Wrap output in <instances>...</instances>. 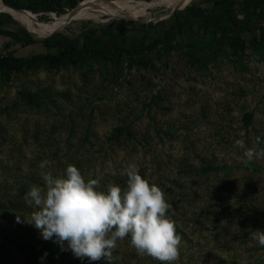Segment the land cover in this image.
Listing matches in <instances>:
<instances>
[{
	"label": "rangeland",
	"instance_id": "374dc122",
	"mask_svg": "<svg viewBox=\"0 0 264 264\" xmlns=\"http://www.w3.org/2000/svg\"><path fill=\"white\" fill-rule=\"evenodd\" d=\"M152 1L84 0L63 15L80 11L92 18L68 19L51 29L63 15L45 19L0 0L5 7L0 13L12 11L24 23L12 14L14 23L0 22V55L12 51L15 58H27L67 45L79 50L138 48L161 38L176 13L188 7L210 11L215 0H184L176 8L171 5L178 0H163L130 9ZM122 21L129 22L122 26ZM85 25L99 31L80 37ZM188 39L185 35L181 50L160 60L152 52L154 67L128 70L123 62L95 65L90 73L35 70L0 83V202L11 200L12 210L3 217L13 230L17 217L24 226L15 232V243L0 241V264H89L43 240L23 222L38 210L26 193L34 185L44 186V173L62 176L68 165L77 167L85 180L99 179L100 191L106 192L109 184L124 188L130 165L158 186L172 206L168 215L181 237L174 264H264V247L248 239L250 231L264 232V58L251 49L236 56L229 47L211 54L194 46L191 60L183 45ZM21 93H38L39 105H27ZM248 113L253 119L245 128ZM122 124L130 126L133 141L111 144L107 138ZM237 140L245 147H238ZM248 148L257 155L246 164ZM45 160L50 164L41 168ZM207 165L219 170L195 172ZM25 230L31 233L22 243ZM112 264L161 262L139 255L126 237L117 240Z\"/></svg>",
	"mask_w": 264,
	"mask_h": 264
},
{
	"label": "clouds",
	"instance_id": "9594fccd",
	"mask_svg": "<svg viewBox=\"0 0 264 264\" xmlns=\"http://www.w3.org/2000/svg\"><path fill=\"white\" fill-rule=\"evenodd\" d=\"M235 143L245 147L241 140ZM243 155L247 164L257 152L248 148ZM49 164L45 160L40 167ZM125 174L124 188L109 184L105 192L98 190L99 179L85 180L73 165H68L62 176L46 172L42 176L44 186L34 185L26 193V199L38 210L23 222L38 230L43 240H52L61 251L70 250L75 258L87 259L89 264H112L117 240L126 237L139 255L174 264L179 259L181 237L168 215L172 206L166 202L165 193L143 179L135 165ZM21 222L17 217L16 223ZM248 239L264 247V232L250 231Z\"/></svg>",
	"mask_w": 264,
	"mask_h": 264
},
{
	"label": "trees",
	"instance_id": "16d2710c",
	"mask_svg": "<svg viewBox=\"0 0 264 264\" xmlns=\"http://www.w3.org/2000/svg\"><path fill=\"white\" fill-rule=\"evenodd\" d=\"M82 1L84 0H3L7 6L27 10L34 14L41 13L45 19L52 13L55 14L54 17H59L72 10ZM138 1L148 2L151 0ZM0 22L14 23V20L8 14L0 13ZM128 22L122 21L121 25L124 26ZM195 28H197L196 33ZM201 30L205 32L201 37L204 41L200 42L198 36ZM256 30L259 31L258 35L254 33ZM98 31L99 27L96 25L89 27L85 25L80 32V37L92 36ZM245 34H250L249 40H246ZM185 35L189 38L183 44L188 46L185 55L191 60H195L194 46L202 51L208 50L211 54L215 49L218 53H224L226 47H229L233 49L232 54L236 56L251 49L264 58V0H215L210 11L188 7L180 13H176L174 23L165 29L161 38L138 48H84L79 50L67 45L58 48L53 53H41L27 58H15L12 51H8L0 55V83L10 81L13 74H26L35 70L84 69V72L90 73L95 65H101L105 68L109 64L121 66L123 62H125V68L128 70L133 67H154L150 54L155 51L157 59L160 60L162 57L171 55L174 51L181 50V41ZM42 44L47 48L54 47L53 44L46 41H42ZM19 97L29 106L37 107L39 105L40 96L38 93H21ZM252 119L253 113L244 115L245 128L251 125ZM123 139L127 141L134 139L130 126L126 124L115 127L107 141L111 144H119ZM87 141L88 136L82 140L80 148ZM218 170L219 168L207 165L195 170V172L206 174ZM10 210H12L11 200L5 203L0 202V241L15 243V232L18 229L22 230L24 226L20 227L17 223L15 230H13L9 219L3 217ZM30 233L31 230L23 232L20 236L22 243H25V238Z\"/></svg>",
	"mask_w": 264,
	"mask_h": 264
},
{
	"label": "bare ground",
	"instance_id": "6f19581e",
	"mask_svg": "<svg viewBox=\"0 0 264 264\" xmlns=\"http://www.w3.org/2000/svg\"><path fill=\"white\" fill-rule=\"evenodd\" d=\"M161 1L163 0H153L151 3H135L134 6L130 7V9H140V8H145L147 6H154L153 4H158V3H161ZM184 0H178L174 5H171V7L173 8H176L178 7ZM123 5V4H122ZM161 5V4H160ZM121 6V5H120ZM129 7V6H128ZM167 7V6H166ZM5 8L4 6H0V9H3ZM10 14H12V16H14V18H17L16 15L12 12V11H9ZM81 18H92L91 15H89L88 13L86 12H80V11H76V12H72V13H69L67 15H63L61 17H59L55 22L54 24L50 27L51 29L52 28H55L58 24L62 23L63 21L65 20H68V19H81ZM19 19V18H17ZM19 22H22L20 19H19ZM23 23V22H22ZM24 24V23H23Z\"/></svg>",
	"mask_w": 264,
	"mask_h": 264
},
{
	"label": "water",
	"instance_id": "95a60500",
	"mask_svg": "<svg viewBox=\"0 0 264 264\" xmlns=\"http://www.w3.org/2000/svg\"><path fill=\"white\" fill-rule=\"evenodd\" d=\"M81 3V2H80ZM79 4V3H78ZM78 4H77V6H78ZM6 6V5H5ZM6 7H9V6H6ZM9 8H11V9H14V10H18V9H16V8H13V7H9ZM75 8V7H74ZM73 8V9H74ZM19 11H22V10H19ZM27 11V10H26ZM173 12V11H172ZM10 15V14H9ZM55 15V14H54ZM11 16V15H10ZM12 17V16H11ZM13 18V17H12ZM14 19V18H13Z\"/></svg>",
	"mask_w": 264,
	"mask_h": 264
}]
</instances>
